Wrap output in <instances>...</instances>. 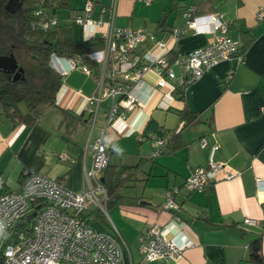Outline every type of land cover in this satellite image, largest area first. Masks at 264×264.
<instances>
[{"label":"crops","instance_id":"crops-1","mask_svg":"<svg viewBox=\"0 0 264 264\" xmlns=\"http://www.w3.org/2000/svg\"><path fill=\"white\" fill-rule=\"evenodd\" d=\"M86 1L56 14L77 44L88 39L85 34L95 30L93 37H101L105 30V26L83 29L75 23ZM93 2L91 18L106 20L108 12L102 9L109 0ZM191 7L200 31L187 27ZM260 7L264 0H152L149 4L118 0L114 24L153 33L171 48L169 59L212 42L208 19H200L210 14L222 15L239 48L247 45L239 58L211 66L195 80L174 64V78L160 88L158 75L146 72L134 90L140 105L125 115L122 124H116L117 129L124 125L121 132L106 123L109 98L99 104L92 125L88 97L96 92L94 77L80 68L69 69L67 57L57 56L65 72L58 71L62 84L55 105H39L31 113L34 121L25 124L12 122L0 104V177L5 189L20 190L22 171L29 170L74 192L84 190V172L91 164L89 146L102 135L111 146L109 162L114 169L128 172L138 164L141 167L137 179L119 189L106 206L107 215L98 220L106 230L115 226L128 244L133 263L251 264L247 262L249 245L258 237L264 256V20H256ZM174 28L185 30L176 41L171 38ZM146 49L142 46L139 52ZM184 80L183 95L177 96L175 90ZM186 108L198 118L183 127L179 112ZM202 138L207 141L204 148L199 144ZM160 140L166 147L155 156V143ZM213 144L219 146L214 158L233 176L218 179L204 191H188L186 178L194 169L208 165ZM126 176L123 172L122 177ZM101 178L104 182L103 173ZM172 189L177 190L173 199L178 207L166 210L165 192ZM95 207H88L84 214ZM176 217L179 220L172 224L171 234L181 229L192 246L177 260L143 261L139 239L153 224L166 226ZM245 218H255L258 224L247 226Z\"/></svg>","mask_w":264,"mask_h":264},{"label":"built area","instance_id":"built-area-1","mask_svg":"<svg viewBox=\"0 0 264 264\" xmlns=\"http://www.w3.org/2000/svg\"><path fill=\"white\" fill-rule=\"evenodd\" d=\"M117 1L109 0V5L102 9V12H108L106 20L101 17L91 18L93 0H87L81 12L74 17L75 23L83 29L105 26L101 33L104 40L102 48L89 51L83 57L67 58L69 69L80 68L94 77L96 92L88 97L92 125L99 104L108 98L112 103L105 113L107 125L116 128L118 122L122 124L125 115L140 105L134 90L148 71H154L158 75L157 86L162 88L169 85L167 79L174 78L171 68L174 64L187 72L190 80H195L207 68L240 57L239 45L229 36L228 24L221 14L200 18L208 19L207 31L213 35L209 45L193 50L183 57L169 59L167 56L171 48L153 33L114 24ZM143 1L146 4L152 2ZM193 11L194 7H191L187 12V27L200 31L197 26L199 18L192 17ZM36 15H41L39 27L43 30L58 23L57 16L47 17L41 9L36 11ZM256 20H264V7L257 9ZM184 32L183 29L174 28L171 33L172 40L176 41ZM94 34L95 30L84 37L89 39ZM145 45L147 49L140 53L139 48ZM86 62L93 63L95 67L90 68ZM51 64L60 73L65 72L59 68L55 54L51 56ZM123 128L124 125L116 129L121 132ZM163 144L162 140L155 143L157 151L154 155H157ZM199 144L202 148L206 147V139L202 138ZM218 147V144L210 147L206 167L194 169L186 178L185 187L188 191H204L218 179L233 176L225 164L214 158ZM89 148L91 164L85 169V188L80 192H74L61 182L29 170L22 171L21 188L17 191L5 189V182L0 177V264H135L131 260L128 244L113 224L103 232L83 219L88 202L107 215V193L100 178L108 166L111 146L100 135ZM60 157L63 159L62 155ZM176 191L172 189L165 192L163 207L166 210L177 209L173 199ZM32 212L35 213L34 217L27 221V216ZM175 219L162 227L153 224L139 239V251L143 261L161 258L177 260L182 257L185 249L192 246L182 235L181 229L176 234H171L172 224L179 220L177 217ZM19 222L28 225L17 232L15 228ZM244 224L256 226L258 220L245 218ZM182 225L183 223L180 228Z\"/></svg>","mask_w":264,"mask_h":264},{"label":"trees","instance_id":"trees-1","mask_svg":"<svg viewBox=\"0 0 264 264\" xmlns=\"http://www.w3.org/2000/svg\"><path fill=\"white\" fill-rule=\"evenodd\" d=\"M70 1L19 0L21 7L12 13L5 8L9 0H0V56L12 53L18 67L21 68L19 78L16 80L10 72L0 70V104L3 113L14 123L31 124L34 121L31 113L39 105H55L56 94L62 84V75L51 64L53 54L67 58L83 57L89 51L104 46V40L100 36L75 43L70 31L60 26L59 19L55 26L47 30L39 27L41 15H36L38 9L44 11L47 17L56 16L60 10L69 8ZM244 46L238 48L239 55ZM171 58L175 56L172 54ZM86 63L90 68L95 67L91 62ZM183 88L184 84L175 90V94L182 97ZM179 118L183 127H186L194 123L198 115L186 108L179 112ZM163 145L166 147V144ZM159 149L157 155L161 153ZM140 168L138 164L128 172L123 171L127 175L123 178V172L117 171L110 162L108 163L103 171V186L107 193L106 206L112 204L113 198L126 182L137 179ZM102 216L103 213L96 207L90 213L83 214V219L91 224L102 219ZM27 225V223L19 222L15 230L18 232ZM247 262L264 264V256L261 254V237L250 243Z\"/></svg>","mask_w":264,"mask_h":264},{"label":"water","instance_id":"water-1","mask_svg":"<svg viewBox=\"0 0 264 264\" xmlns=\"http://www.w3.org/2000/svg\"><path fill=\"white\" fill-rule=\"evenodd\" d=\"M21 7V3L19 0H9L6 4L5 8L10 12H15L17 8ZM0 70L7 71L13 74V79L16 80L19 78V74L21 72V68L18 67L17 62L12 53L5 56H0ZM101 182H103V178H100ZM35 213L32 212L27 216V221H30L34 217ZM93 228L99 231H107L105 227L99 221H94L90 224Z\"/></svg>","mask_w":264,"mask_h":264},{"label":"rangeland","instance_id":"rangeland-1","mask_svg":"<svg viewBox=\"0 0 264 264\" xmlns=\"http://www.w3.org/2000/svg\"><path fill=\"white\" fill-rule=\"evenodd\" d=\"M83 3H84V0H71L70 4H69V8L70 9H75V8L81 7V6H83ZM69 8H68V11H70ZM61 13H63V11ZM92 206H95V205L93 203H91V202H88V207L91 208Z\"/></svg>","mask_w":264,"mask_h":264}]
</instances>
